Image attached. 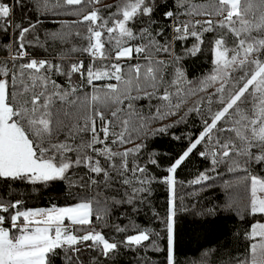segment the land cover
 I'll return each instance as SVG.
<instances>
[{"label":"snow or ice","instance_id":"obj_1","mask_svg":"<svg viewBox=\"0 0 264 264\" xmlns=\"http://www.w3.org/2000/svg\"><path fill=\"white\" fill-rule=\"evenodd\" d=\"M98 2L35 0L34 5L41 14L63 6L91 7L90 11L76 7L73 12L81 19L72 23L86 26L85 33L76 31L74 34L86 44L69 49V53L88 54L92 63L87 66L83 60L54 64L51 60L32 57L26 50V43H32L27 41V35L35 31L39 21L28 26L13 24L8 19L12 8L8 3H0V32L7 35L10 28L15 29L14 40L18 45L14 49L15 54L11 55L12 68L7 63H0V179L31 183L67 180L70 172L82 167L87 169V179L81 177L85 185L98 183L91 174L102 175L109 187L116 179L124 185H133L131 192L126 193L129 197L126 202L132 203L134 199H140L141 193L151 191L152 178L147 168L137 163L138 154L146 147L145 141L185 123L188 115L195 112L201 118L202 128L194 138H187V147L172 159L167 167L168 175L163 179L171 193L165 221L166 262L177 264L174 241L176 173L194 150L199 145L211 144L210 149L200 151L199 155L207 158L211 152L213 170L232 154L244 158L245 164L252 161L264 163V0H208L207 5L193 4L191 0H174L176 10L161 14L173 21V36L164 43L155 38L162 36L164 29L155 30L153 35L152 25L156 23L153 14L159 6L157 0H119L114 6L116 11L109 12L107 17L94 7ZM20 3L21 0H16V4ZM185 8L184 14L188 17L203 15L209 18L194 22L192 19L180 20L177 12ZM212 17L222 18L214 20ZM64 26L68 27L67 24ZM217 28L227 29V32L213 42L215 67L208 76L196 81L194 87L182 89L180 85L193 82L187 81L183 69L178 66L180 58L172 54V40L185 39L190 35L202 43L203 32H214ZM228 34L235 37L234 47L227 46ZM72 35V32H57L52 33L51 38L67 43ZM137 39L146 43L133 44L132 41ZM36 40L38 42L39 38ZM11 47L10 44L5 45L7 49ZM187 51L195 55L199 51L198 44ZM158 53H168L170 59H158ZM134 54L145 63L127 66L121 63L133 59ZM67 55L62 53L61 60ZM25 57H28L27 62L14 63ZM107 60L112 62L97 64V61ZM169 67L172 68L170 73L167 72ZM54 75L65 77L67 86L58 84L53 79ZM166 75L172 79L166 80ZM74 76L79 77V83L73 80ZM104 80H115L116 83L97 88L95 82ZM213 85H218L215 92L189 108L179 120L159 128L151 127L154 121L175 115L187 97L206 91ZM86 86H91L93 91L84 93L83 97L77 95ZM173 86L175 93L170 91ZM140 99H147L150 104L154 99L159 101L154 106L155 114L138 109L135 102ZM57 102L61 108H56ZM201 103L206 106L200 107ZM61 113L68 119L61 118ZM107 113H110V118ZM61 132H64L63 140L59 139ZM226 132L232 135L223 136ZM172 138L182 139L175 134ZM134 140L141 142L122 152L112 147L133 143ZM129 157H132L131 163ZM148 162L157 163L151 157ZM237 167H240V160L232 159L229 171ZM128 172L133 174L139 186L124 178ZM209 179L207 174L201 173L192 183L199 184ZM258 193L264 194V180L252 176L247 208L251 214L264 217V195ZM20 204L19 200H0V213H3L0 214V264H51L57 249L64 250L65 259L71 261L72 257L67 253L80 252L77 245L98 249L101 255L108 257L120 245L143 247L144 242L150 240L151 233L144 229L120 242H110L92 226V202L24 211L19 210ZM232 207L233 203L226 202L224 210ZM214 212L215 209L209 210L208 214ZM106 214V209L95 212L97 219H103ZM66 220L71 226L80 227L70 228L65 225ZM116 231L124 229L117 227ZM78 232L84 234H75ZM247 238L250 241L259 239L250 244L248 255L243 260L237 259L235 264H264V223L251 225ZM89 241L91 244L87 243ZM152 247L159 250L154 242Z\"/></svg>","mask_w":264,"mask_h":264},{"label":"trees","instance_id":"obj_2","mask_svg":"<svg viewBox=\"0 0 264 264\" xmlns=\"http://www.w3.org/2000/svg\"><path fill=\"white\" fill-rule=\"evenodd\" d=\"M119 0H99L94 5L96 9L101 10V14L105 17L109 12H115V5ZM193 4L207 5L208 0H191ZM0 3H8L12 8V14L8 18L13 24L21 23L23 26H28L29 23L36 24V29L33 33L27 35L26 50L31 56L39 57L40 59L51 60L54 64L64 63L70 64L83 60L85 65L92 63V59L86 53H69L72 47H81L86 44V41L77 37L74 33L80 31L86 32L85 25L73 24V21L81 19L80 16L74 15L76 7H83L85 11H90L91 7L82 6H63L53 9L50 12L40 13L35 10V0H21L20 4H16V0H0ZM158 7L153 14V19L156 21L152 25L153 35L155 30L164 29L162 36L155 37L164 43L166 40H171L173 36L171 19H165L161 14L168 10L175 11L174 0H157ZM113 6L109 8L108 6ZM187 7V6H186ZM185 9H180L177 12L180 20L192 19L205 20L209 17L203 15H195L188 17L184 14ZM226 15V14H225ZM222 17H212L214 20H219ZM251 19V17H249ZM67 24L68 27L64 25ZM239 25H237L238 27ZM200 26L197 25V30ZM134 31L136 28L134 27ZM57 32H72L67 43L59 39L51 38L52 33ZM227 29L217 28L214 32H203L201 37L202 43H198L195 37L187 36L185 39L172 40V54L179 57L178 66L185 73L187 81L192 84L180 85L182 89H188L195 86V82L208 76L213 68L214 59V40L224 35ZM17 32L10 28L8 34L0 32V63H7L9 68H12L13 61L7 58L6 54L18 45L14 37ZM36 37L39 38L37 42ZM227 46L229 48L235 46V37L231 34L226 36ZM133 44L146 43L144 40L137 39L132 41ZM11 45V49L5 48V45ZM199 47V51L195 55L190 54L187 50L192 49L194 45ZM43 45V46H41ZM108 47V45H106ZM62 53L68 55L61 60ZM158 59L168 60V53H158ZM28 58L16 60L14 63L19 65L27 62ZM111 60L97 61L100 63H111ZM144 64L145 61L140 57L135 56L131 60L121 61L122 64L136 63ZM172 71L169 67L168 73ZM53 79L62 86H67L66 78L63 76H53ZM170 75H166V80H171ZM73 80L79 83V77L74 76ZM116 83L115 80H104L95 82L97 88H101L104 84ZM218 85L209 87L206 91L199 92L195 96H189L186 103L182 105L180 110L175 115L169 116L167 119L154 121L152 128H159L165 124H172L180 119L181 116L197 105V102L202 98H206L209 94L215 92ZM91 86L81 88L77 93L83 97L84 93H91ZM170 91L175 93L176 88L173 86ZM163 89H161V93ZM127 101H125V104ZM159 101L152 100L151 104L147 99H140L135 102V106L147 113L151 111L155 114V105ZM205 107L204 103L199 105ZM66 107V106H65ZM56 108H61L60 102H57ZM74 111V109H69ZM106 115L110 118V113ZM61 118L63 117L61 113ZM68 122H71L70 120ZM202 128L200 116L193 112L187 117L185 123L178 124L174 128H170L167 133L160 134L155 138H148L145 141L146 147L138 154L137 163L144 166L148 170V175L151 177L150 192L141 193L140 199H134L132 203L126 202L129 197L126 193H130L133 185H124L120 179L113 180L111 186H106L103 176L91 174L98 183L96 185H85L81 177L87 179L85 175L87 169L78 168L74 172H70L67 180H56L50 182L31 183L26 180H4L0 179V200L21 201L19 206L20 211L32 208H44L52 206H63L74 204L80 201H90L93 204L94 215L92 216V226L97 231L102 232L110 242H120L128 235L137 234L138 231L147 229L151 235L150 240L144 242L143 247L133 246L131 248L120 245L118 250L108 257L100 254L98 249L84 248L77 245L81 249L80 252L68 251L67 255L72 257V260L65 259L64 250L57 249V255L52 257L51 264H167L166 248H167V233L165 221L168 215V201L171 193L168 186L163 183V179L168 175L167 167L173 158H175L183 148L188 145L189 137H195L199 134ZM182 137L180 141L174 140L172 135ZM223 136L232 135L231 133H223ZM102 136V134H101ZM59 139H64V132L59 134ZM140 140H134L133 143L123 145H113L116 151H124L127 148H133L135 144L140 143ZM97 147H103L98 145ZM211 148V144L205 143L199 145L197 150L190 155L185 163L177 170L176 173V189H175V204L176 215L174 217V241H175V259L177 264H235L237 259L243 260L248 255V249L251 243L247 238V233L251 231V225L256 223H264V217L259 214L253 215L248 211L247 205L250 204L251 196V177L256 176L264 180V163H256L255 161L244 163V158L237 157L232 154L228 158H224L223 162L215 166L213 170L212 155L209 152L207 158L199 155L200 151H206ZM253 151H256L253 149ZM257 154H259L257 152ZM156 159L155 165L148 162V158ZM232 159L240 160V167L229 171ZM102 163L103 159L101 158ZM132 157H129L131 163ZM119 160H117V163ZM201 173L207 174L210 179L201 181V183H192L198 179ZM139 176V173L136 174ZM124 178L133 180L136 186H139L131 172H128ZM233 203L231 210H224L225 203ZM98 209H106L107 214L103 219H97L95 212ZM215 209L213 214H208L209 210ZM3 214V213H0ZM6 215V214H5ZM69 222V221H65ZM70 223V222H69ZM70 228L77 227L67 225ZM119 227L124 231L118 232ZM79 235L84 233L78 232ZM153 242L158 246L159 250L153 249ZM91 244V242H87ZM207 253V255H205ZM78 258V259H77Z\"/></svg>","mask_w":264,"mask_h":264},{"label":"rangeland","instance_id":"obj_3","mask_svg":"<svg viewBox=\"0 0 264 264\" xmlns=\"http://www.w3.org/2000/svg\"><path fill=\"white\" fill-rule=\"evenodd\" d=\"M226 14V13H225ZM257 179H259V180H262V179H260V178H258L257 177ZM258 195H264V194H262V193H258ZM250 198H251V196H250ZM80 202H84V201H80ZM80 202H77V203H80ZM88 202H90V201H88ZM77 203H74V204H69V205H63V206H52V207H44V208H32V209H30V210H37V209H44V210H47V209H51V208H53V207H56V208H60V207H70V206H74L75 204H77ZM91 220H92V217H91ZM22 221V220H21ZM67 221V220H66ZM66 223V222H65ZM66 225V224H65ZM5 226H10L9 224H6ZM77 227H80V226H77ZM15 231V230H14ZM13 231V232H14ZM75 234H77V235H79L78 233H75Z\"/></svg>","mask_w":264,"mask_h":264},{"label":"built area","instance_id":"obj_4","mask_svg":"<svg viewBox=\"0 0 264 264\" xmlns=\"http://www.w3.org/2000/svg\"><path fill=\"white\" fill-rule=\"evenodd\" d=\"M14 54H15V52H14V49L12 48V49L10 50V52H9L8 54L4 55V56H6V57L9 58L10 60H12V59H11V55H14ZM0 57H3V56L0 55ZM33 57H35V56H33ZM25 58H28V57H25ZM35 58L40 59L39 57H35ZM21 222H22V221H21Z\"/></svg>","mask_w":264,"mask_h":264},{"label":"crops","instance_id":"obj_5","mask_svg":"<svg viewBox=\"0 0 264 264\" xmlns=\"http://www.w3.org/2000/svg\"><path fill=\"white\" fill-rule=\"evenodd\" d=\"M28 210H30V209H28ZM21 220H22V218H21ZM65 224H66V225H69L70 223H69V222H68V223L66 222ZM12 231H14V229H13Z\"/></svg>","mask_w":264,"mask_h":264}]
</instances>
